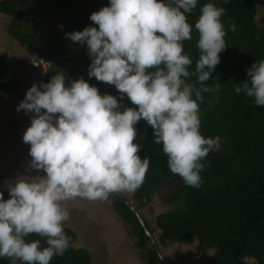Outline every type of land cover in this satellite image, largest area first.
<instances>
[{"label": "clouds", "instance_id": "obj_1", "mask_svg": "<svg viewBox=\"0 0 264 264\" xmlns=\"http://www.w3.org/2000/svg\"><path fill=\"white\" fill-rule=\"evenodd\" d=\"M197 4L108 0L90 14L92 24L65 33L72 42L86 45L88 77L114 85L121 99L101 94L83 76L66 83L63 71L27 89L16 110L32 114L22 139L30 145L27 170L37 174L6 184L7 199L0 191V258L10 264H50L71 246L72 237L64 230L70 212L63 201L107 200L114 192L138 189L149 168L148 157L141 158V145L134 142L141 119L153 129L168 169L186 185L201 186L205 157L218 150L220 138L201 133L199 103L202 93L212 90L205 82L228 47L226 31L237 25L233 21L225 29L226 10L215 0H207L190 23L187 14ZM194 30L199 58L193 70L184 41L192 39ZM193 76L196 81L189 82ZM247 77L234 85L235 93L264 106V58L247 69ZM124 94L138 107L121 108ZM33 235L46 246L31 239ZM239 260L247 264L248 257Z\"/></svg>", "mask_w": 264, "mask_h": 264}, {"label": "trees", "instance_id": "obj_2", "mask_svg": "<svg viewBox=\"0 0 264 264\" xmlns=\"http://www.w3.org/2000/svg\"><path fill=\"white\" fill-rule=\"evenodd\" d=\"M258 1L261 0H229L225 4L224 0H215L226 10L222 17L225 29L233 21L237 28L226 31L228 47L219 54L220 63L205 82L212 90L202 93L204 100L199 103L201 133L220 138L218 150L210 151L205 157V167L200 172L201 186L186 185L168 169L167 157L154 142L153 129L145 120L135 125L134 142L141 145L138 152L141 158L148 157L149 168L142 185L129 191L134 205L141 210L151 203L157 189L174 188L165 201L182 207L156 217L159 244L197 241L201 251L213 252L205 264H241V255H247V264L251 260L264 264V106H257L254 98L234 91V85L248 79L247 69L264 58V17L257 22ZM206 2L198 0L193 12L187 14L190 23L194 24L199 8ZM107 4L108 0H0V14L12 17L7 32L27 50H33L39 34L50 42L38 55L48 65L44 82L57 71H63L66 83L83 76L103 94L109 84L88 77L91 58L86 45L72 42L65 33L83 30L92 24L90 14ZM197 38L194 30L192 39L184 41V51L193 57L190 66L193 70L199 58L195 47ZM10 60L0 57L1 79L6 77ZM188 81L195 82L196 77H189ZM16 87L15 80L0 82V93L10 94ZM196 87H200L198 82ZM114 96L121 99L118 90ZM123 107L138 106L124 94ZM2 191L4 198H9L7 190ZM104 201L124 222L142 264H163L137 217L124 202L115 193ZM145 223L154 234L150 222L145 219ZM64 230L72 237L71 246L63 256H54L50 264H92L87 249L74 247L75 231L69 227ZM30 238L41 239V246H46L43 238L35 235ZM0 264H10V260L0 258Z\"/></svg>", "mask_w": 264, "mask_h": 264}, {"label": "rangeland", "instance_id": "obj_3", "mask_svg": "<svg viewBox=\"0 0 264 264\" xmlns=\"http://www.w3.org/2000/svg\"><path fill=\"white\" fill-rule=\"evenodd\" d=\"M257 4L259 22L264 17V1H258ZM11 20V16L0 14V57L21 56L40 60L38 55L45 51L50 42L39 34L33 50H27L7 32ZM36 75L37 71L33 66L16 64L11 80L16 81L17 88L10 94L0 93V191L7 190L5 185L13 183L21 176L37 174L36 170H27L31 159L28 154L30 145L22 139L24 131L30 125L32 114L26 115L24 110H16L27 89L36 83ZM116 90L114 85L109 84L105 93L114 95ZM173 190L174 188L164 187L157 189L151 203L140 210L152 225L157 240L159 230L155 225L156 217L163 212L182 207L179 203L170 205L165 201L166 195ZM122 193L130 201H134L131 192ZM62 203L70 212V219L64 227L75 231L77 240L74 247L87 249L92 257V264H142L135 241L108 203L104 200L79 197ZM160 248L169 264H205L213 254L201 251L197 241L192 244L169 243L167 246L160 245ZM248 264L256 262L251 260Z\"/></svg>", "mask_w": 264, "mask_h": 264}, {"label": "water", "instance_id": "obj_4", "mask_svg": "<svg viewBox=\"0 0 264 264\" xmlns=\"http://www.w3.org/2000/svg\"><path fill=\"white\" fill-rule=\"evenodd\" d=\"M17 62H22L28 65H31L33 67L37 68V85L39 86L40 82L43 81V75L45 73V65L43 64V61L40 60H32V59H27V58H14L13 60H11V62L9 63L8 66V71H7V75L5 77V79H1L0 78V82L3 83H7L11 80L12 77V72H13V66L17 63ZM123 202L124 204L135 214V216L137 217L138 221L140 222L142 228L144 229L146 235L148 236L149 240L151 241V244L158 256V258L161 260V262L163 264H169V262L167 261V259L165 258V256L162 254L159 243L157 241V239L155 238L154 234L152 232H150L147 229L146 223H145V218L143 217L140 209H138L134 203L132 201H130L124 194H122L121 192H114Z\"/></svg>", "mask_w": 264, "mask_h": 264}, {"label": "flooded vegetation", "instance_id": "obj_5", "mask_svg": "<svg viewBox=\"0 0 264 264\" xmlns=\"http://www.w3.org/2000/svg\"><path fill=\"white\" fill-rule=\"evenodd\" d=\"M8 58V57H7ZM9 58H11V60H13L14 58H26V57H21V56H14V57H12V56H10ZM27 59H29V58H27ZM11 60H10V62H11ZM9 62V63H10ZM16 64H25V63H22V62H17ZM15 64V65H16ZM15 65L13 66V72H14V67H15ZM26 65H28V64H26ZM9 66V65H8ZM28 66H31V65H28ZM35 69H36V71H37V68L36 67H34ZM7 71H8V68H7ZM13 72H12V76H13ZM38 72V71H37ZM7 75V74H6ZM37 76V75H36ZM36 81H37V79H36ZM17 88V87H16ZM106 203H108L107 201H105Z\"/></svg>", "mask_w": 264, "mask_h": 264}]
</instances>
